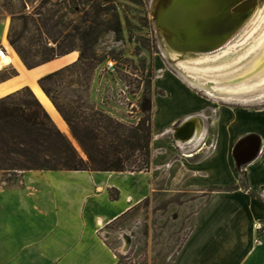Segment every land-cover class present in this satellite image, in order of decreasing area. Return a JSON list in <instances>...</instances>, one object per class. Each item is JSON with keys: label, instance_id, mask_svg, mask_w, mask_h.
Instances as JSON below:
<instances>
[{"label": "rangeland", "instance_id": "obj_1", "mask_svg": "<svg viewBox=\"0 0 264 264\" xmlns=\"http://www.w3.org/2000/svg\"><path fill=\"white\" fill-rule=\"evenodd\" d=\"M151 1L0 0V48L4 49L1 35L7 27L9 43L17 40L30 66L44 63L53 49L70 42L79 57L84 53V58L76 61L77 66L49 86L75 122L87 120L97 125L93 131L80 132L87 146L96 147V134L106 141L104 126L109 117L127 127L144 120L151 131V156L150 167L143 171L153 169L152 157L157 148L161 152L170 147L169 155L174 154V165L167 173L155 172L151 196L104 228L108 243L118 255L117 264H172L196 215L215 194L240 190L263 200L264 186L257 191L250 189L249 170L253 164L264 163V90L219 96L191 85L167 58L152 19ZM11 46L27 66L15 46ZM110 62L114 67H110ZM5 66L0 70V80L17 76L13 65ZM20 98L30 96L24 92ZM188 114L205 118V128L201 141L186 148L165 139L171 134H161L163 128L155 125L164 118ZM61 132L87 159L71 127L68 134ZM249 134L259 135L260 150L255 159L241 167L232 151ZM212 145L217 146L216 150L219 147L216 159L220 162L212 175L213 183L204 179L207 172L202 164L213 155ZM226 149L231 153L225 156ZM188 151L195 156H184ZM180 157L186 159L188 167H178ZM22 172L0 170V181L18 183ZM224 176L229 182H224ZM117 194L112 191V196Z\"/></svg>", "mask_w": 264, "mask_h": 264}, {"label": "crops", "instance_id": "obj_2", "mask_svg": "<svg viewBox=\"0 0 264 264\" xmlns=\"http://www.w3.org/2000/svg\"><path fill=\"white\" fill-rule=\"evenodd\" d=\"M69 56H72L71 60L62 61L37 78V84L55 116L30 88L66 134L70 127L40 86L39 79L78 61L79 52L74 50L29 68H43ZM192 116L200 115L164 118L155 125L163 128L161 134H171L165 139L186 148L204 136L205 127L190 143L174 139V128ZM203 120L205 122V118ZM154 141L159 140L155 138ZM211 147L215 150L213 155L202 164L207 172L204 179L212 182V175H215L220 162L216 159L219 147L218 150L217 146ZM156 150L150 172L28 170L20 173L18 183L9 185L0 181V264H117L118 255L108 243L104 228L147 200L151 196L155 172L167 173L168 168L174 165L171 161L174 154L169 155L170 147L161 152ZM190 152L184 156L194 157ZM223 152L225 156L231 153L228 149ZM185 160L180 157L178 167H188ZM223 179L227 180L225 183L229 182L226 176ZM249 185L252 191L264 186V163L253 164L249 170ZM112 191L118 192L116 197L112 196ZM263 192V200L240 190L212 196L196 215L172 264H264V245L257 244L255 228L257 222L264 221Z\"/></svg>", "mask_w": 264, "mask_h": 264}, {"label": "trees", "instance_id": "obj_3", "mask_svg": "<svg viewBox=\"0 0 264 264\" xmlns=\"http://www.w3.org/2000/svg\"><path fill=\"white\" fill-rule=\"evenodd\" d=\"M11 44L23 56L17 40ZM75 50V45L53 49V54L44 62L50 61ZM84 58L80 53L79 61ZM29 68L30 66L23 56ZM78 62L67 65L39 79V84L66 119L75 138L87 155L85 159L51 119L29 86L0 98V170H88V171H143L150 167V128L145 121L127 127L112 118L107 119L105 140L95 136V146H87L80 135L81 130L97 129L87 120L75 122L73 116L57 101L49 86L55 78L77 66ZM27 92L30 99L20 98ZM145 133V134H144ZM147 140L144 141V138ZM102 142V144L100 143ZM99 142V144H98ZM46 154V158L41 155ZM43 158V159H42ZM54 161V162H53ZM42 162V163H41ZM117 195L113 196L116 197Z\"/></svg>", "mask_w": 264, "mask_h": 264}, {"label": "bare ground", "instance_id": "obj_4", "mask_svg": "<svg viewBox=\"0 0 264 264\" xmlns=\"http://www.w3.org/2000/svg\"><path fill=\"white\" fill-rule=\"evenodd\" d=\"M169 2L170 0H152L150 9L152 19L168 60L191 85L212 91L219 96L264 90V0H241L235 10L246 5L251 6L244 21L226 36L223 42L216 46L217 48L201 52L180 50L174 47L165 36V30L158 25V22ZM235 10L233 8L230 12ZM1 45L4 49L0 48V70L5 65H13L19 74L0 82V97L28 85L55 116L53 108L37 84V78L58 66L62 61L71 60L72 56L62 58L46 67L30 70L9 43L7 27L1 35ZM180 126L185 128L179 132V136H177L178 126L174 128L177 140L190 143L197 139L205 127V122L201 116H192L180 123ZM261 141L256 134L246 135L240 140L233 148L236 164L242 167L255 159L260 150ZM257 224L258 222L255 226Z\"/></svg>", "mask_w": 264, "mask_h": 264}, {"label": "water", "instance_id": "obj_5", "mask_svg": "<svg viewBox=\"0 0 264 264\" xmlns=\"http://www.w3.org/2000/svg\"><path fill=\"white\" fill-rule=\"evenodd\" d=\"M240 1L170 0L158 25L164 28L169 42L180 50H214L247 17L251 6L235 10ZM233 8L235 11L230 12ZM184 128L178 125L177 136ZM173 137L177 139L176 134Z\"/></svg>", "mask_w": 264, "mask_h": 264}, {"label": "built area", "instance_id": "obj_6", "mask_svg": "<svg viewBox=\"0 0 264 264\" xmlns=\"http://www.w3.org/2000/svg\"><path fill=\"white\" fill-rule=\"evenodd\" d=\"M109 65L110 67H114L113 62H110ZM256 233H257L256 242L260 245H264V221L258 222L256 226Z\"/></svg>", "mask_w": 264, "mask_h": 264}]
</instances>
